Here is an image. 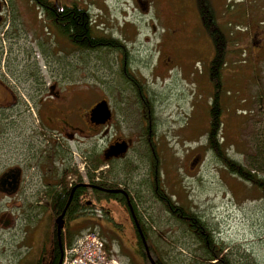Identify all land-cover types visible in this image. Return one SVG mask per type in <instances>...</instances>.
Wrapping results in <instances>:
<instances>
[{"label": "rangeland", "instance_id": "374dc122", "mask_svg": "<svg viewBox=\"0 0 264 264\" xmlns=\"http://www.w3.org/2000/svg\"><path fill=\"white\" fill-rule=\"evenodd\" d=\"M6 1L9 24L0 29V79L30 92L39 87L47 91L54 83L61 89L86 91L88 100L71 103L74 115L80 108L106 100L119 130L114 131L133 142L114 166L113 176L128 178L139 188L150 189L142 131L151 119L158 153L156 180L173 211L164 214L148 196V202L138 204L155 257L163 264L217 262L206 263L189 229L171 216L185 209L213 233L226 262L264 264V195L230 174L207 146L209 107L215 93L208 70L214 48L200 21L196 1L146 0L148 9L141 12L131 0H80L89 5L93 19L100 21L96 31L124 45L125 56L115 49L73 53L57 36V29L44 23L33 2ZM209 2L227 40L218 93L219 143L228 159L264 178V0ZM161 39L163 53L159 55L155 44ZM123 70L135 81L137 94L131 83L125 82ZM139 99L146 106H141ZM29 109L30 119H34L35 108ZM23 110L17 106L5 112L0 121V157L21 155L36 146L45 152L51 150L47 141L53 138L52 133L45 134V143L38 145L26 126L22 129L26 124L18 116ZM101 149V142L95 139V158ZM6 205L13 209V226L0 230V248L21 240L26 225L25 204L0 203L2 208ZM110 210L125 229L124 234H107L109 241L98 232L108 258L114 264H146L127 244L133 242V234L126 215L112 206ZM92 220L75 222L77 237L87 230L98 231L97 218ZM39 225L48 227V219L39 220ZM116 240L125 245L118 249Z\"/></svg>", "mask_w": 264, "mask_h": 264}, {"label": "flooded vegetation", "instance_id": "af4514ba", "mask_svg": "<svg viewBox=\"0 0 264 264\" xmlns=\"http://www.w3.org/2000/svg\"><path fill=\"white\" fill-rule=\"evenodd\" d=\"M30 1L35 5L38 3L44 23L57 29L59 33L57 36L68 43L71 52L89 53L101 49H113L108 45L114 43V49L125 56L124 45L96 31L101 23L93 19L87 3L80 0ZM131 2L138 9L148 8L146 0H131ZM6 6L10 10L7 1L0 0V29L4 24L9 23L4 15ZM63 9L72 12L82 11L87 23L88 44H79L76 36L71 34L65 36L59 32V27L62 26L58 15ZM95 18L98 19V16L95 15ZM94 38L97 42L96 49L85 47ZM162 45V39L155 44V50L158 49L156 53L159 55L163 53ZM172 49L173 45L169 52L172 53ZM125 74L126 72L123 73L125 82H130L137 94L135 81ZM88 97L89 94L86 91L76 88L61 89L55 83L48 86L47 91L45 87H39L30 92L29 88L10 87L8 83L0 79V121L5 118V112L12 111L17 106H23L24 110L18 116L26 124L22 129L26 126L28 133L35 138L38 145L41 142L45 143V134L52 133L53 137L47 141L51 144L49 152L36 146L27 148L21 155L14 156L11 153L8 158L0 157V203L3 201L8 204L24 203L27 214L26 225L21 230L22 239L0 248V262L50 264L56 261L57 251L60 257L61 235L65 237L68 232L75 233L76 231L73 230L75 222L83 218L93 221L92 218L96 217L98 232L104 235L107 241H109L107 234L117 235L119 232L124 234L125 227L117 221L114 211H109L110 206L126 215L133 234V242L127 241V244L138 251L137 254L146 261V264H150L145 253L144 239L151 259L154 262L160 260L155 257V251L149 245V235L146 236V232L140 228L141 214L137 208L142 201H149L145 199V196H148L152 199L151 201L160 205L164 214L173 213L164 207V203L169 205V200L164 198V192L159 188L156 180L158 153L155 151L154 142L156 141L153 138L155 131H153L151 119L142 131V139L148 151L149 164L145 176L149 178L150 189L143 186L139 188L134 182L127 180L128 178L118 179L113 176L114 166L129 152L133 142L117 133L119 130L114 125L113 111L109 105L111 118L103 124L97 123L90 115V110L103 100H99L89 108L84 107L83 110L80 108L78 115H74L71 103L75 99L88 100ZM139 102L141 106H146L144 101L139 99ZM29 107L35 108L34 119H30ZM148 112L149 110H146V114ZM95 139L102 144L98 158L94 156ZM118 142L127 143L126 152L122 156L110 157L107 151ZM70 144L74 148H71ZM95 164L98 166L96 169H94ZM55 202H64L59 211L53 205ZM12 210L9 205L3 208L0 206V230L12 229ZM62 214L58 238L55 220ZM44 218L48 219V227L39 225V220ZM69 218L72 220L68 221ZM116 243L118 249L125 245L123 241L116 240Z\"/></svg>", "mask_w": 264, "mask_h": 264}, {"label": "trees", "instance_id": "16d2710c", "mask_svg": "<svg viewBox=\"0 0 264 264\" xmlns=\"http://www.w3.org/2000/svg\"><path fill=\"white\" fill-rule=\"evenodd\" d=\"M196 6L198 8L200 21L202 23V26L206 29L208 32L213 48H214V55L209 65V79L210 82H212V85L214 87L215 93L214 97L212 98L211 105L209 107V130L206 134L207 137V146L209 150L212 151L214 156L220 161V163L228 170V172L239 179H241L245 183L251 184L253 187L258 189L260 192H262V195H264V178H261L260 176L255 175V173L252 170H248L241 164L231 161L226 157L223 149L221 148V144L219 143V133L221 130V122H220V103L218 99V93H219V86H220V77H221V71L224 66V61L227 55V40L226 37L221 32L220 27L217 24V21L215 19V15L213 12V9L211 7V4L209 0H195ZM38 7V3L36 4ZM50 18L52 16L50 15ZM58 19L60 22V25L62 27H59V31L61 34H64L65 36H68L71 34L72 36H76L79 40V44H88V32H87V23L86 18L83 15L81 10L77 11H71L63 9V11L58 15ZM77 40V42H78ZM85 47H90L92 50L96 49L97 42L94 38L91 40V43L89 42V45ZM108 47L115 48L114 43H110ZM137 92H139L137 90ZM141 99V94L139 95ZM98 166L95 164L94 169H96ZM255 171V170H254ZM166 196L164 195V198ZM169 199V198H168ZM165 201V199H164ZM170 201V199H169ZM62 203H54V207H57V211L61 209ZM164 207L171 211V208L167 204H163ZM168 207V208H167ZM177 215H173L174 218H177L179 222H181L183 225H185L190 233L192 234L194 240L197 242V244L202 248V252L204 254V258L207 261L206 263H213L215 264H229L226 262V258H223L221 255V247L218 245H215L216 243L213 241L214 237L213 234L210 232L209 228L194 214L187 210H176ZM54 220V218H53ZM72 219L69 218L68 221H71ZM140 228L142 231L146 232V236L148 234L147 225L144 223L142 219H140ZM54 222V221H53ZM52 224L54 225V223ZM189 225V227H188ZM54 227V226H53ZM78 233L71 234L68 232V234L63 237L61 235V250L64 248L65 245L70 246L74 240L76 239ZM57 259L54 262H51L50 264H57L58 262V255L59 251H57ZM157 260V259H156ZM157 264H163V260H157L155 261Z\"/></svg>", "mask_w": 264, "mask_h": 264}, {"label": "built area", "instance_id": "2783aa9c", "mask_svg": "<svg viewBox=\"0 0 264 264\" xmlns=\"http://www.w3.org/2000/svg\"><path fill=\"white\" fill-rule=\"evenodd\" d=\"M70 251L82 253L86 257V262H63L62 264H113L106 259L103 245L96 234L83 236Z\"/></svg>", "mask_w": 264, "mask_h": 264}, {"label": "water", "instance_id": "95a60500", "mask_svg": "<svg viewBox=\"0 0 264 264\" xmlns=\"http://www.w3.org/2000/svg\"><path fill=\"white\" fill-rule=\"evenodd\" d=\"M90 115L93 117V119L97 123L99 124L105 123L108 119H110V111L108 109L107 103L105 101H101L100 103L96 104L95 107L90 111ZM126 149H127V143L121 142V143H116L115 145L111 146L107 152L110 157H118L120 155H123L126 152ZM196 163H197V159L194 161L192 165H195ZM61 220H62L61 217L56 220V224L58 226V235H60L59 229H60ZM143 244H144L145 253L149 260V263L156 264L150 257V253L148 251V248L146 246L144 239H143Z\"/></svg>", "mask_w": 264, "mask_h": 264}, {"label": "bare ground", "instance_id": "6f19581e", "mask_svg": "<svg viewBox=\"0 0 264 264\" xmlns=\"http://www.w3.org/2000/svg\"><path fill=\"white\" fill-rule=\"evenodd\" d=\"M105 101V100H103ZM106 102V101H105ZM100 103V102H99ZM107 103V102H106ZM108 106V104H107ZM109 109V108H108ZM122 156V155H120ZM116 192V191H115ZM64 213V212H63ZM63 214L61 216H59L57 219H59L60 217L62 218ZM56 219V220H57ZM141 219V218H140ZM56 220H55V223H56ZM57 225V224H56ZM6 227V226H5ZM57 229H58V226H57ZM60 230V229H59ZM97 230V229H96ZM87 234H96L98 239L100 240V242L102 243L103 245V251L105 253V256H106V259L107 261L109 262H114L113 260H110L107 256V253L105 251V247H104V243L102 241V238L100 237V235L98 234V231H93L92 230H87L85 232H83L82 234H80L78 237H76V239L74 240V242L70 245V246H67L65 245L64 248L61 250L60 249V257H59V260L57 262V264H62L63 262H86V257L80 253V252H76V251H70V249L85 235ZM213 234V233H212ZM57 235H58V231H57ZM58 238H59V235H58ZM215 242V241H214ZM60 245H61V241H60ZM61 248V247H60ZM60 261V262H59Z\"/></svg>", "mask_w": 264, "mask_h": 264}]
</instances>
